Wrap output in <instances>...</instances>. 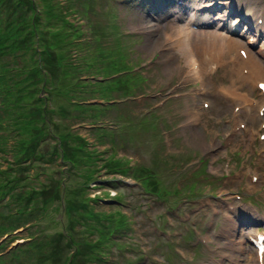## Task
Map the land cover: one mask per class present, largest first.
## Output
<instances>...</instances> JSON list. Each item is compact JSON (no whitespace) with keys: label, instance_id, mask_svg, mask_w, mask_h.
<instances>
[{"label":"rangeland","instance_id":"rangeland-1","mask_svg":"<svg viewBox=\"0 0 264 264\" xmlns=\"http://www.w3.org/2000/svg\"><path fill=\"white\" fill-rule=\"evenodd\" d=\"M57 1L63 7L55 5L50 14L69 9L73 13L67 14L70 23H58L59 34L52 36V31L48 37L58 64L55 73L45 77L46 142L39 150L48 155L53 136L60 141L58 129L66 133L65 123L71 128L70 140L80 150L59 142L58 159L48 163V155L35 170L38 176L30 170L32 185L40 190L49 186L51 178L64 179L71 193L88 186L85 196L99 198L90 201L96 211H120L128 217L130 230L111 235L107 257L96 264H256L248 239L256 230H264V100L255 84H233L220 64L204 62L203 83L196 78L186 81L183 74L190 66L185 67L181 54H173L177 49L165 43V34H173L179 25L199 34L216 32L241 42L242 56L249 48L264 59L263 41L255 43L251 30L257 16H261L258 25L264 19V0H233L227 22L223 6L195 11L194 5L199 9L206 0L42 3ZM190 11L196 18L203 16L202 22L189 23ZM248 12L251 16L246 19ZM46 19L47 13L39 16L41 24ZM237 55V49L224 55V65L232 68L229 58ZM22 64L18 60L14 66ZM5 80L0 76V85ZM219 88L248 93L263 104L247 106L252 112L247 115ZM31 89L38 91L37 86ZM2 107L0 144L8 147L0 150V172L7 160L15 167L17 158V153L3 151L18 147L12 144L13 137L5 138L15 122L14 110H9L14 106ZM33 121L30 114L16 120L25 144L35 140L37 129L23 131L36 124ZM76 135L83 140H76ZM148 182L156 190L146 192ZM72 215L76 217L73 211ZM28 226L14 230L17 239L0 252L26 242L34 233H71L65 209L49 210L38 228ZM110 226L105 225L100 236ZM73 227L79 238L98 236L88 234L80 224ZM4 236L0 243L8 239ZM28 263L7 259L3 264Z\"/></svg>","mask_w":264,"mask_h":264},{"label":"trees","instance_id":"trees-1","mask_svg":"<svg viewBox=\"0 0 264 264\" xmlns=\"http://www.w3.org/2000/svg\"><path fill=\"white\" fill-rule=\"evenodd\" d=\"M39 1L42 3V0H0V76L6 79L0 85V111L3 110V105L8 109V106H14L9 110L10 112L14 110L15 122L10 126L9 135L5 138L8 141L10 136L13 137L12 144L16 143L18 146L17 150L3 151L5 154L17 153V158L14 159L15 167L7 160L5 168L0 172V236L8 237L5 242L0 243V251L6 250L7 246L17 239L19 234L12 235L14 230L27 224H29L28 227L39 226L49 210H66L71 233L63 231L52 235L29 233L32 236L26 237V242L16 244L7 252H0L2 253L0 264L5 263L7 259L10 262L27 259L28 264H76L78 261L80 264H96L107 257V250L111 247L110 236L130 230L128 217L120 211L114 213L96 211L90 205V201L99 198L90 199L85 196L88 186H82L81 189H77L78 192L71 193L64 179L52 180L47 176L53 183L50 182L48 187L44 186L37 190L32 185L29 174L31 170L34 176H38L39 173L35 170L48 155H50L48 163L59 158L61 147L59 142L67 149L70 146L77 151L80 150V146L73 144L75 141L70 140L71 128L66 126V123L65 134L63 130L58 129L60 141L53 136L55 138L53 147L48 155L45 151L39 150L40 144L43 145L46 142V135L43 134L46 119L43 123L42 114L44 106L48 104L46 96L48 85L45 77L48 74H54L58 64L57 56L52 54L53 48L48 37L52 31V36L59 34L61 30L58 23L63 25L70 23L67 14L73 13L72 9H69L59 14H50V10L55 8V5L57 9H61L62 4L59 1L56 4L46 2L39 7ZM24 9L28 12L25 13ZM44 12L47 13V19L41 24L39 16H45ZM52 25L56 28L53 29ZM61 45L64 46V43ZM25 58L29 59L25 60ZM18 60L23 64L14 66ZM36 86L38 91L31 89ZM41 93L45 95L40 96ZM28 114L34 118L33 122L36 124L23 128V131L37 130H35V140L31 139L28 144H25L20 128L15 124L18 118L28 117ZM2 123L3 120L0 119V130H2ZM75 137L76 140H83L80 135ZM7 147L0 144V150ZM46 169H50V166H46ZM50 186L51 191L47 190ZM146 190L149 192L156 190V185L154 187L153 182H148ZM4 209H8L9 212L5 214ZM72 211L76 213V217L72 215ZM75 224L84 227L88 234L96 233L97 238L77 237L73 233ZM105 225L111 226L107 229L106 235L100 236L103 231H106Z\"/></svg>","mask_w":264,"mask_h":264},{"label":"bare ground","instance_id":"bare-ground-1","mask_svg":"<svg viewBox=\"0 0 264 264\" xmlns=\"http://www.w3.org/2000/svg\"><path fill=\"white\" fill-rule=\"evenodd\" d=\"M216 4H220L223 6L221 13L224 14L222 15V17L227 22L226 17L227 15L228 16L231 15L228 12V10L233 6V0H219L218 3H214V0L213 2L212 0L202 1L199 9L197 5H194L195 11L198 12V10H201L200 13H202V11L208 12L210 9L214 10L213 7H217L215 6ZM219 9H221V7L215 10H219ZM249 9L251 10L252 7L251 8L249 7ZM191 15L192 12L190 11V16L188 13L189 23H193L192 20H194V22L196 23L202 22L203 16L199 15V17L196 18L194 17L195 15L193 16ZM249 16H251L250 12H248V17L246 16L245 18L248 19ZM259 18H261V16H257L256 21ZM215 24L219 25L220 22L217 20L215 21ZM251 27L252 25L250 26V28ZM228 28L229 30H233L231 26H228ZM251 30L253 32L252 33L253 41L255 40V43H258L259 41L261 42L263 41L262 47L264 48V19L260 25H258L257 22V24L254 26V29L252 28ZM173 31H172L173 34L170 33L165 34V43L167 44L171 43L170 47L173 49H177V51L173 53L174 55L175 53L176 54L179 53L183 56L184 63L186 65L185 67L190 66L189 72L183 74L186 81L189 79L196 78L198 80H201L203 83V79H204L203 64L204 62H209L211 65L220 64L221 67L225 68V71L228 74L233 84L234 83L243 84L242 86H245L248 83L252 85L255 84V86H258L259 83L264 84V59H260L258 54L254 51H251L249 48L245 51L244 56H242L239 53V50L242 48V43L239 42L238 40L230 38L227 35L218 34L216 32L214 33L211 32L208 34H199L200 32L197 33V31L191 29L190 27H185V25L175 26ZM191 34H192V39H190ZM161 46L163 47L164 45L162 44ZM236 49L238 50V55L231 56L229 58V63L232 66V68L226 67L224 65V55L231 54ZM204 54L207 55V57H204ZM202 90H203L202 94L207 95V91L203 88ZM218 91L222 92V94L225 97H227L230 102L237 103L238 105L243 107L244 111L243 110L242 111L245 114L247 112L252 114V112L249 111L250 109L247 106L261 107V105L263 104V103L260 104L258 100L251 99L249 97V94L245 92L232 93L225 88H219ZM258 95L260 96L261 101L264 100V90L259 89ZM239 251H242V249L239 248Z\"/></svg>","mask_w":264,"mask_h":264}]
</instances>
